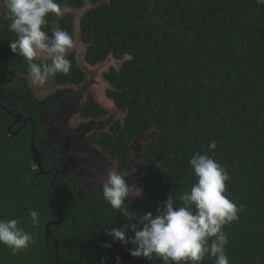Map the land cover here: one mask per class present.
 Wrapping results in <instances>:
<instances>
[{
    "label": "trees",
    "instance_id": "1",
    "mask_svg": "<svg viewBox=\"0 0 264 264\" xmlns=\"http://www.w3.org/2000/svg\"><path fill=\"white\" fill-rule=\"evenodd\" d=\"M87 1L90 7L78 24L84 61L95 66L108 56L123 60L103 74L110 86L107 97L125 117L115 124V136L102 144L121 168L129 169L133 140L155 130L140 155V188L151 198L135 203L130 211L155 215L170 195L190 190L196 178L189 159L207 153L230 175L225 194L243 206L239 219L224 226L229 264H264V6L256 0ZM56 2L61 10L85 5V0ZM5 9L0 74L8 69L4 58L29 74L28 62L10 48L17 35L9 31L10 13ZM46 19L49 36L60 29L75 41L73 13L58 19L49 14ZM65 55L71 61L69 72L49 77L58 82L84 80L75 52ZM89 104L105 112L93 98ZM213 140L217 147L209 151ZM11 170L0 161V219L17 220L34 242L15 255L0 244V264H55L54 247L44 240L47 222L59 217L51 213L54 201L46 194H14L20 178ZM33 210L40 216L37 225L29 215ZM90 210L102 218L100 228ZM66 211L63 223L51 227L61 263L161 264L156 258L131 256V244L107 235L127 222L121 214L102 216L97 201L70 199L63 203V216ZM202 264H214V258L206 256Z\"/></svg>",
    "mask_w": 264,
    "mask_h": 264
},
{
    "label": "flooded vegetation",
    "instance_id": "2",
    "mask_svg": "<svg viewBox=\"0 0 264 264\" xmlns=\"http://www.w3.org/2000/svg\"><path fill=\"white\" fill-rule=\"evenodd\" d=\"M6 16L4 0H0V27ZM2 60L8 69L0 74V161L5 169L18 172L20 180L14 194H46L54 201L51 213L56 218L62 202L61 215L66 219L63 203L69 199L97 201L98 213L112 217L118 212L103 198L101 183L107 180L109 172L115 171L129 185V196L125 199L129 210L135 203L151 198L140 188L143 174H139L140 167L137 168L132 152L137 137L131 144L129 169L121 168L118 159L102 144V140L115 136V124L123 120L117 118V110L110 114L99 104L105 110L99 113L89 104L90 98L98 103L87 71V66L93 65L85 62L87 65L80 66L86 77L79 83L58 82L48 77L41 85L30 74L14 68L16 61ZM90 215L95 227L100 228L102 218L92 210ZM44 240L47 245L53 243L52 237ZM55 264H66L59 261L58 248Z\"/></svg>",
    "mask_w": 264,
    "mask_h": 264
},
{
    "label": "clouds",
    "instance_id": "3",
    "mask_svg": "<svg viewBox=\"0 0 264 264\" xmlns=\"http://www.w3.org/2000/svg\"><path fill=\"white\" fill-rule=\"evenodd\" d=\"M256 3L264 6V0ZM4 4L10 13L9 31L17 35L10 48L28 62L32 79L42 85L49 76L67 74L71 61L65 53L73 47L72 37L64 30H54L51 36L44 30L47 16L61 12L56 0H4ZM41 52L51 58L50 63L34 62ZM216 147L213 140L208 150L214 151ZM189 164L196 182L190 190L170 195L162 207H157L155 215L151 211L137 215L129 210L125 203L129 185L117 172H109L107 180L101 183L103 198L127 221L112 227L107 235L123 245L131 244L128 248L131 256L148 261L156 258L161 264H202L206 256H211L214 264H229L225 251L229 241L224 226L239 219L243 206L225 194V182L230 180V175L207 153L193 154ZM29 215L33 225L39 224L37 211ZM33 242L32 234L18 227L17 220L0 219V244L7 246L12 254L26 250Z\"/></svg>",
    "mask_w": 264,
    "mask_h": 264
},
{
    "label": "rangeland",
    "instance_id": "4",
    "mask_svg": "<svg viewBox=\"0 0 264 264\" xmlns=\"http://www.w3.org/2000/svg\"><path fill=\"white\" fill-rule=\"evenodd\" d=\"M2 3V2H1ZM90 7L89 2H85V5L83 8L81 9H70V8H64L62 13H73L75 19L77 20L81 14L83 12H85L88 8ZM75 42L73 43V47L68 49L67 51L73 50L76 53V56L78 58V63L80 66H85L87 64H85L84 61V45L79 41V30L77 29L75 32ZM39 59H50V57L47 56L46 53H38L37 57L35 58V60H39ZM125 59V58H124ZM123 60L119 61L116 59H113L112 57L109 58L107 61H104L103 64L97 66H87V71H88V77L90 78V88L91 90H93L95 92L96 95V99L97 101L108 110V112L114 113V111L116 112V110L119 112L118 114V119L119 120H123L125 117V112L118 110L117 107L113 104V101H108L105 97V90L108 88V83L103 79L102 74L110 67V66H114V67H119V65L121 64ZM155 132L154 129H152L150 132L145 133V134H140L136 140L134 141L133 147H132V152H133V156L135 159V162L137 164V168L140 167L139 169V174H141V163L139 161V154H140V149L142 148V146L144 145V143L146 141L149 140L150 135L153 136V133Z\"/></svg>",
    "mask_w": 264,
    "mask_h": 264
},
{
    "label": "water",
    "instance_id": "5",
    "mask_svg": "<svg viewBox=\"0 0 264 264\" xmlns=\"http://www.w3.org/2000/svg\"><path fill=\"white\" fill-rule=\"evenodd\" d=\"M85 2H87V0H85ZM62 11H63V9L61 10V12L60 13H62ZM84 13V12H83ZM82 13V14H83ZM64 14V13H63ZM63 14H61V15H63ZM81 14V15H82ZM60 14H56V18L58 19L60 16H61ZM80 18V17H79ZM79 18L76 20H74V22H73V25H74V35H75V32H76V30L77 29H79L78 27H79ZM76 37V36H75ZM75 42V41H74ZM73 42V43H74ZM71 51V50H70ZM69 51H67L66 53H68ZM65 53V54H66ZM109 58H111V56H108L107 57V59L105 60V61H107ZM124 58H126V57H124ZM121 61V60H120ZM105 63V62H104ZM101 64H103V62L102 63H99V64H97V66H99V65H101ZM108 101H112V99H110L109 97H105ZM99 103V102H98ZM100 104V103H99ZM113 104H114V102H113ZM101 105V104H100ZM115 105V104H114ZM102 106V105H101ZM103 107V106H102ZM153 136H151L150 135V137H149V139H151ZM147 142V141H146ZM145 142V143H146ZM144 143V144H145ZM143 149H144V145L142 146V148L140 149V154H139V161H140V163H141V175L144 173V163L141 161V159H140V155H141V153L143 152ZM57 198H59V195H57ZM61 213H62V202H61V206H60V210H59V220H57V221H50V222H48L47 224H46V226H45V239L47 240L48 239V237H52V245H53V247H54V250H55V254L57 255V245H56V243H57V240L53 237V235H52V232H51V230H50V226L51 225H53V226H57V225H60L62 222H63V220H64V218H62V215H61Z\"/></svg>",
    "mask_w": 264,
    "mask_h": 264
}]
</instances>
